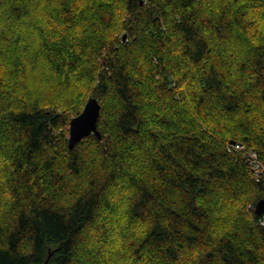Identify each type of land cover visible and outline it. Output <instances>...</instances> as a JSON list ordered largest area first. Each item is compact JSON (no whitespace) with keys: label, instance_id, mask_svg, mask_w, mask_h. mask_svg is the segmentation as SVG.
Returning <instances> with one entry per match:
<instances>
[{"label":"trees","instance_id":"1","mask_svg":"<svg viewBox=\"0 0 264 264\" xmlns=\"http://www.w3.org/2000/svg\"><path fill=\"white\" fill-rule=\"evenodd\" d=\"M231 141L264 162V0H0V264H264Z\"/></svg>","mask_w":264,"mask_h":264},{"label":"water","instance_id":"2","mask_svg":"<svg viewBox=\"0 0 264 264\" xmlns=\"http://www.w3.org/2000/svg\"><path fill=\"white\" fill-rule=\"evenodd\" d=\"M100 114V101L95 97H90L81 113L70 121V148H74L80 141L91 134L101 136V132L98 129ZM231 142L235 143V141ZM254 207L256 214H264V199L260 200Z\"/></svg>","mask_w":264,"mask_h":264},{"label":"built area","instance_id":"3","mask_svg":"<svg viewBox=\"0 0 264 264\" xmlns=\"http://www.w3.org/2000/svg\"><path fill=\"white\" fill-rule=\"evenodd\" d=\"M229 150L246 151L248 154V162L253 171V177L259 181L264 178V162L259 158L255 150H247V147L242 143H232L229 145ZM258 224L264 226V214L259 215Z\"/></svg>","mask_w":264,"mask_h":264},{"label":"bare ground","instance_id":"4","mask_svg":"<svg viewBox=\"0 0 264 264\" xmlns=\"http://www.w3.org/2000/svg\"><path fill=\"white\" fill-rule=\"evenodd\" d=\"M230 144H232V142H230Z\"/></svg>","mask_w":264,"mask_h":264}]
</instances>
